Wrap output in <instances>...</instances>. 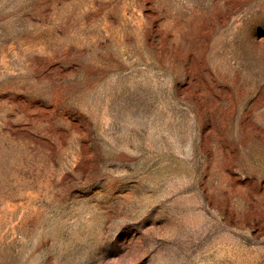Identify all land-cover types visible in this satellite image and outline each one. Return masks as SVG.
I'll use <instances>...</instances> for the list:
<instances>
[{
    "label": "rangeland",
    "instance_id": "obj_1",
    "mask_svg": "<svg viewBox=\"0 0 264 264\" xmlns=\"http://www.w3.org/2000/svg\"><path fill=\"white\" fill-rule=\"evenodd\" d=\"M0 264H264V0H0Z\"/></svg>",
    "mask_w": 264,
    "mask_h": 264
}]
</instances>
